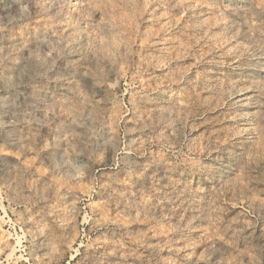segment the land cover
Returning a JSON list of instances; mask_svg holds the SVG:
<instances>
[{"label": "rangeland", "instance_id": "rangeland-1", "mask_svg": "<svg viewBox=\"0 0 264 264\" xmlns=\"http://www.w3.org/2000/svg\"><path fill=\"white\" fill-rule=\"evenodd\" d=\"M0 264H264V0H0Z\"/></svg>", "mask_w": 264, "mask_h": 264}]
</instances>
